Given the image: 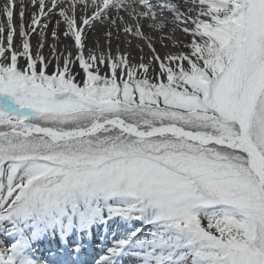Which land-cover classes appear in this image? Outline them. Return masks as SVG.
<instances>
[{
    "label": "snow or ice",
    "instance_id": "6c2138e0",
    "mask_svg": "<svg viewBox=\"0 0 264 264\" xmlns=\"http://www.w3.org/2000/svg\"><path fill=\"white\" fill-rule=\"evenodd\" d=\"M104 213L149 226L113 257L264 264V0H2L0 224Z\"/></svg>",
    "mask_w": 264,
    "mask_h": 264
},
{
    "label": "bare ground",
    "instance_id": "6f19581e",
    "mask_svg": "<svg viewBox=\"0 0 264 264\" xmlns=\"http://www.w3.org/2000/svg\"><path fill=\"white\" fill-rule=\"evenodd\" d=\"M0 3H2V0H0ZM173 27V25L169 24L168 28L169 30H171ZM104 29L103 26H98L97 29L95 30V32L93 34L89 35V44L91 45L97 38V36L99 35L100 37V43L104 44L105 40L104 37L102 35ZM176 38H178L181 41H185L187 40L186 36L184 34H182L181 32L177 31L175 33ZM155 38V37H153ZM19 37L16 38V43H19ZM63 39V37H62ZM123 39V38H122ZM39 42V38L35 35H33L32 39H31V43L33 45V48L35 49L36 44ZM49 43H51V38H49ZM134 44H139L141 43V41L136 40L133 42ZM117 46V41H113V50H115ZM121 49H125L127 48V41H124L123 43L120 44ZM169 49H164L161 48L160 51H166ZM133 51L135 52V48H133ZM45 52L47 53V49H45ZM21 62H23L21 60ZM114 224L106 226V225H99L98 227L91 229V232H96L99 233L101 235H110L114 239L119 240L120 242H123L125 240H129L132 233L137 231L140 228H144L145 230H147V228L149 226L142 224L141 222H136V223H118V221L113 222ZM121 225V226H119ZM62 232L64 233V231L62 229H58V228H54L52 231H50V233H48V235H41V232H38V235L34 238H31L27 244H22V243H16L15 245V240L17 234L14 231V229L12 227L6 226L4 233L2 234V236H4V241H5V246H7L6 248L11 249L13 246H17L20 245L21 246V251L24 257L29 258L31 260H33L35 262V264H60L58 263L56 260H51V259H47L46 258V253L48 251H53L56 254L58 253L57 249H55L54 247H51L53 245V242L58 243V241H60L61 239V235ZM78 233V232H77ZM75 230H72L68 236L67 239L68 240H78V236ZM117 235V236H116ZM81 239H82V243L80 242V247L82 245H84L85 243H88V241H90V231L89 230H83L80 233ZM79 241V240H78ZM14 242V243H13ZM63 242V241H62ZM117 247L116 245H113V243H106V244H100L97 246L96 248L99 249L98 253H92L89 257H91L90 261H78L77 263H71L67 261L64 264H105L107 262H110L111 258V252L109 250V247ZM109 246V247H108ZM32 247H39V249H42V247H46L45 249H42V251L40 252V254L38 256H33L32 255ZM84 248V247H83ZM88 249V248H87ZM131 249H135V241H133L132 243L128 244V250ZM103 256V257H102ZM124 260H129L130 258H123ZM117 262L121 261V259H116ZM131 263L129 264H138L137 262L133 263V259H130L129 261H131ZM116 262V263H117ZM126 264V261H125Z\"/></svg>",
    "mask_w": 264,
    "mask_h": 264
},
{
    "label": "rangeland",
    "instance_id": "374dc122",
    "mask_svg": "<svg viewBox=\"0 0 264 264\" xmlns=\"http://www.w3.org/2000/svg\"><path fill=\"white\" fill-rule=\"evenodd\" d=\"M107 215V213H104L102 216H99L97 217L94 221H93V225H100L98 224L99 223V220L101 219H104V217ZM127 218H124L122 219V221H129V222H132V223H136V222H140L138 220H131V219H127ZM30 220L32 221L30 224L28 222H30ZM97 222V224H96ZM42 223H49L51 229L54 228V227H58V224L57 223H54L52 221H39L38 219H35V218H30V219H27V220H24L22 222H16L12 219H9L8 221H4L2 224H0V245H2L3 247H7L5 246V241H4V236H2V234L4 233V230L6 228V226H9V227H12L14 229V231L16 232V234H21V236H24L26 231L30 232L31 231V228L34 227L35 228V231H37L41 226H42ZM24 225H29V226H24ZM41 230V229H40ZM34 235H31L29 237H33ZM16 237V240H15V245L16 243H19L20 244V240L21 239H17L18 236H15ZM14 243V242H13Z\"/></svg>",
    "mask_w": 264,
    "mask_h": 264
}]
</instances>
